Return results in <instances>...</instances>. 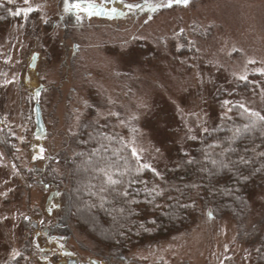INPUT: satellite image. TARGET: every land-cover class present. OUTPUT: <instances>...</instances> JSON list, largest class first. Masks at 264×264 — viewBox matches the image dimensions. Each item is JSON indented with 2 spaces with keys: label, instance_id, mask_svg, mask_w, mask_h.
<instances>
[{
  "label": "rangeland",
  "instance_id": "obj_1",
  "mask_svg": "<svg viewBox=\"0 0 264 264\" xmlns=\"http://www.w3.org/2000/svg\"><path fill=\"white\" fill-rule=\"evenodd\" d=\"M157 2L93 3L98 11L117 9L113 19L89 16L66 0L9 3L12 12L33 11L0 25V264L65 261L62 247L42 234L41 222L57 219L58 192L31 170L43 173L62 142L75 138L80 120L113 125L163 176L207 135L203 128L211 132L225 114L232 116L228 108L244 104L264 115V0H191L150 11ZM30 14L33 26L26 31ZM33 53L39 56L29 69ZM241 75L254 93H233L244 82ZM39 85L45 88L43 140L34 136L33 91ZM6 132L17 146L11 154L4 149ZM41 148L44 159L33 160ZM250 204L247 242L230 216L206 215L134 249L129 263L121 264H252L264 231V186L251 192ZM73 231L63 237L68 257L104 264L92 257L96 234ZM14 251L21 255L13 259Z\"/></svg>",
  "mask_w": 264,
  "mask_h": 264
},
{
  "label": "trees",
  "instance_id": "obj_2",
  "mask_svg": "<svg viewBox=\"0 0 264 264\" xmlns=\"http://www.w3.org/2000/svg\"><path fill=\"white\" fill-rule=\"evenodd\" d=\"M67 1L81 7L97 2ZM12 8L8 2L0 1V25L14 19L21 21L23 14L15 17L11 14ZM31 16L24 21L26 31L33 26ZM233 93L250 95L254 93V84L250 80L240 82ZM237 106L232 108L231 120L222 119L210 134L195 144L188 156L181 157L180 166L168 170L163 179L150 170L136 174V161L131 157L132 147L113 125L90 124L86 119L80 120L75 138L71 136L68 142H62L43 173L31 170L34 177L41 178L58 192L60 205L51 229L64 237H70L73 230L95 233L98 242H94L97 248L92 257L104 264L129 263L134 249L157 243L206 215L215 218L230 216L236 223L238 238L247 242L250 239L248 221L252 215L250 194L264 186V156L260 155L264 153V135L261 134L264 122L258 121L251 131L233 138L236 128H243L250 119H255L249 118L247 113L240 115L243 109ZM6 140V152H15L17 146L8 132ZM101 144L108 150L101 149L98 154L92 155ZM77 153L83 155L78 156ZM121 157L127 158L131 169L123 176L119 175L125 169ZM242 157L247 159V164L240 163ZM188 158L197 162L187 165L184 161ZM210 160H216L217 164H211ZM112 161L118 165L110 169L113 178L122 181L115 186H109L106 176L99 171ZM221 164L226 167H221ZM202 168L205 170L201 171ZM155 185L166 191L153 200L148 193ZM124 191L128 192L127 197L120 194ZM177 202L190 207L173 209ZM255 245L252 264H264V231Z\"/></svg>",
  "mask_w": 264,
  "mask_h": 264
},
{
  "label": "snow or ice",
  "instance_id": "obj_3",
  "mask_svg": "<svg viewBox=\"0 0 264 264\" xmlns=\"http://www.w3.org/2000/svg\"><path fill=\"white\" fill-rule=\"evenodd\" d=\"M13 0H8V3H12ZM67 2V0H66ZM121 2H123V0H121ZM191 0H158L157 3L155 4H151L149 5V10L152 12H156L158 10L161 9H171L173 6L176 5H183V6H188L190 4ZM25 3H27V0H25ZM73 8H80V4H74L72 5ZM125 7H127L128 9H132V8H136L139 7V5H133V4H126ZM68 9L66 8V11ZM33 9L32 8H24V9H16L14 12H11L12 15L14 16H20L22 13L23 15L26 17L30 12H32ZM83 11L89 15H100L101 11H98L95 7V5L93 3H89L88 6L86 8L83 9ZM111 14H117V9L112 8L110 10ZM77 19H79V17H77ZM151 19V17H150ZM183 30H181L182 33ZM181 33H177L176 35L179 36ZM179 48V46H178ZM248 63H255V61L249 60ZM239 79L241 81H246L247 80V76L246 75H241L239 77ZM11 81H9L8 83H10ZM37 96H39V93L36 94ZM231 101L225 100L223 101L224 105H228L230 104ZM237 107H239L240 109H243V112L240 113V115H244L245 113L248 114L249 118H255V119H250V122L248 124H245L243 128H236L234 130V137L233 138H238L240 136H242L244 133L251 131L253 128H255L257 126V122H264V115H261L259 112L256 111H252L251 109L247 108L244 104H239ZM228 112L232 111V108H228L227 109ZM112 115H116L115 113H112ZM222 119H227V120H231L232 117L228 116L227 114H225ZM203 132H205L206 134H210L209 130L207 128H203ZM262 135H264V132L261 133ZM91 136V134H89ZM98 135H103L102 133H98ZM105 139H107V137H104ZM188 139H192L195 140L196 137L195 136H189ZM212 147H215V145H213ZM101 149H103L104 151H107V147L104 146L103 144H101L100 148L94 149L92 155H96L98 154ZM44 149L41 148L40 149V155L38 156H34L33 159H43V153ZM159 151V149H157V152ZM78 156H82L83 153H77ZM185 156H188L187 153H184ZM260 155L264 156V153H260ZM131 157L135 159L136 161V168H135V172L138 175L140 172L144 171V170H150L153 172V174L158 177L159 179H163V176L161 173H159L151 164L149 163H145L142 162V157L140 156V153L137 149L133 148L131 150ZM121 159L124 160L125 163V169L124 171L120 172L119 175L123 176L126 174V172L131 171V169L128 167V160L125 157H121ZM197 161L194 158H188L186 161H184L185 164L187 165H192L195 164ZM211 164L216 165L217 161L216 160H210ZM240 163L243 164H247L248 161L245 158H241ZM180 166V165H177ZM15 167V166H14ZM113 167H118V165L116 164L115 161L109 162L106 167L99 169L100 172H103V174L106 176V183L109 186H115L118 184H121L122 181L119 179H114L113 178V174L110 171V169H112ZM221 167H226L225 165L221 164ZM205 169L202 168L201 171H204ZM190 187L196 188L198 187L197 185H191ZM166 189L161 188L159 185H155L151 188V190L149 191V196H151L153 198V200L155 198L161 197L164 195ZM177 191H179V189H177ZM121 195L127 197L128 196V192L124 191L123 193H120ZM6 195V193H5ZM171 199V197H169ZM157 207H160V205H156ZM187 208L190 207V205L188 204H181L179 202H177L176 205L172 206V208ZM25 219H28L27 217H25ZM21 255L19 252L14 251L13 252V259H15L16 256Z\"/></svg>",
  "mask_w": 264,
  "mask_h": 264
},
{
  "label": "water",
  "instance_id": "obj_4",
  "mask_svg": "<svg viewBox=\"0 0 264 264\" xmlns=\"http://www.w3.org/2000/svg\"><path fill=\"white\" fill-rule=\"evenodd\" d=\"M103 14H104V18H112L114 16V14H111L108 12H104ZM38 56H39L38 53H34L32 55L31 63L29 65L30 69L35 68ZM40 90L41 88H37L33 91V98H34L33 116H34V124H35L34 136L35 138L42 140L46 135V129L44 126V122L42 119V113H41V109L39 105ZM37 93H39V96L36 95ZM32 226L36 228L37 225L33 223ZM67 253L69 252L67 251ZM72 261H70L69 264L77 263L76 260H72ZM89 263L90 264H100L97 260H94V259L89 260Z\"/></svg>",
  "mask_w": 264,
  "mask_h": 264
},
{
  "label": "flooded vegetation",
  "instance_id": "obj_5",
  "mask_svg": "<svg viewBox=\"0 0 264 264\" xmlns=\"http://www.w3.org/2000/svg\"><path fill=\"white\" fill-rule=\"evenodd\" d=\"M83 9H84V7H81L80 6V8H79V11H81L82 13L84 12L83 11ZM94 16H98V17H100V18H102V19H104V14L101 12V14L100 15H94ZM115 17V16H114ZM114 17H112V18H105V19H113ZM34 54V53H33ZM32 54V55H33ZM32 55H31V57H30V63H31V59H32ZM30 63H29V65H30ZM29 65H28V67H29ZM30 69V68H29ZM37 88H41V90H40V97H39V105H40V109H41V113H42V104H41V101H40V98H41V94H42V92H43V90H45V88H44V85H39ZM37 88H35V89H37ZM34 89V90H35ZM33 107H34V105H33ZM42 119H43V113H42ZM34 122V121H33ZM43 122H44V119H43ZM34 126H35V124H34ZM44 126H45V123H44ZM46 129V128H45ZM35 131V130H34ZM43 140V139H42ZM42 154H44V151H43V153ZM38 156V155H37ZM38 159H40V158H38ZM38 159H33V160H38ZM43 159H44V157H43ZM41 160V159H40ZM46 188H48V186H46ZM33 223H35V222H32L31 224H33ZM41 223H45V225H44V227L42 228V234H43V236H45V237H47V239L50 241V242H53V243H56V245L59 247H62V255L63 256H65L66 257V259H65V261L64 262H59L58 264H69V262L70 261H72V260H76V259H73V258H71V257H68V256H70L71 255V253L68 251V249H66L65 247H63V244H64V236H62V235H57V234H52L51 232H53L54 230H52L51 229V227H52V224H51V222H49V221H45V222H41ZM36 224V223H35ZM37 225V224H36ZM34 228V227H33ZM36 228H38V226H36ZM67 251L69 252V253H67ZM73 262V261H72ZM76 264H78V261L76 260Z\"/></svg>",
  "mask_w": 264,
  "mask_h": 264
}]
</instances>
